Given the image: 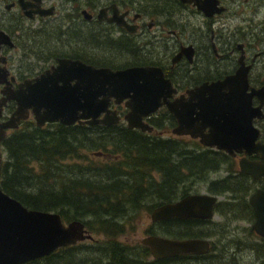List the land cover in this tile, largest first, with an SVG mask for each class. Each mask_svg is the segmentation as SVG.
<instances>
[{"label": "flooded vegetation", "instance_id": "af4514ba", "mask_svg": "<svg viewBox=\"0 0 264 264\" xmlns=\"http://www.w3.org/2000/svg\"><path fill=\"white\" fill-rule=\"evenodd\" d=\"M126 54L133 56L134 61L118 63L115 59ZM59 59L79 60L96 68L113 70L133 66L158 67L174 89L170 100L186 97L188 90L223 80L235 75L240 68H247L246 92L250 93L251 89L264 87V0H0V153L5 159L3 144L6 139L23 132L27 124L38 127L30 112L27 119L17 120V99L24 96V84L27 81L33 83L42 73L57 66ZM250 103L252 108L260 107L252 125L259 132L256 142L264 143V95L262 99L253 95ZM110 107L121 118L114 125H126L123 116L127 109L123 103H111ZM161 110L171 115L173 126L158 132V136L187 139L193 143L190 147L194 151H207L224 159L206 177L186 178L181 190L191 189L174 200L201 194L193 188L205 179L207 193L202 194L217 196L214 212L218 211V205L221 213L224 207L234 206L237 209L234 219L245 213L252 229L255 215L249 197L258 189L264 191V175L254 179L240 172L239 161L246 158L264 164V158L236 151L232 155L203 146L199 139L174 135L172 129L176 121L165 108L144 120L148 122ZM57 124L60 123L45 122L38 128L46 130ZM214 174L219 177L213 178ZM222 179L243 185L239 191H208V184ZM230 212L234 216L233 210ZM166 219L170 221L167 232L177 225L187 229L189 225L199 226L211 220ZM161 220L165 219L153 222ZM177 221L182 223H175ZM191 232L198 233L196 229ZM168 234L166 237L207 238L210 244L212 242L208 236L198 234L180 237ZM252 235L264 239L253 229ZM98 244L93 237L60 247L56 249L58 258L54 264H63V261L64 264H81L80 261L91 258L74 254L85 250L99 252ZM149 257L152 258L151 254Z\"/></svg>", "mask_w": 264, "mask_h": 264}, {"label": "water", "instance_id": "95a60500", "mask_svg": "<svg viewBox=\"0 0 264 264\" xmlns=\"http://www.w3.org/2000/svg\"><path fill=\"white\" fill-rule=\"evenodd\" d=\"M247 68L214 83H204L188 90L187 96L170 100L174 89L164 73L154 66H133L126 69L96 68L79 60L59 59L58 65L24 84V96L18 98L17 120L32 114L36 125L59 122L109 126L117 124L120 116L110 108L111 103H123V116L128 129L150 133L153 128L144 121L162 107L170 112L176 126L172 133L199 139L201 145L264 158V143L256 142L258 130L252 120L260 107L252 108L253 95L262 99L264 87L247 93ZM2 136H0L1 138ZM2 154L0 153V171ZM240 172L254 179L264 175V164L241 158ZM217 196L191 194L155 206L151 221L166 218L214 217ZM255 219L251 228L264 237V191L249 197ZM92 238L84 223H65L57 211L28 208L0 188V264H21L50 254L55 249ZM141 243L148 246L154 258L209 251L206 238H170L146 235Z\"/></svg>", "mask_w": 264, "mask_h": 264}, {"label": "trees", "instance_id": "16d2710c", "mask_svg": "<svg viewBox=\"0 0 264 264\" xmlns=\"http://www.w3.org/2000/svg\"><path fill=\"white\" fill-rule=\"evenodd\" d=\"M148 123L156 133L120 124H57L46 130L27 124L23 132L4 141L6 159L1 168L0 188L28 208L57 211L64 221H82L91 235L104 233L105 239H97L98 245L103 243L98 253L108 264H244L239 260L241 251L254 255L252 264H264L262 238L244 245L223 239L211 242L205 254L166 258H150L146 245L119 242L117 236L123 231L126 215L137 213L144 206L151 211L176 199L186 192L181 190L186 178L206 177L224 161L207 151H194L190 147L193 143L187 144L184 139L158 136V132L173 126L172 117L165 110ZM93 153L100 157L89 158ZM202 182L206 183L205 179ZM242 185L222 179L207 186L208 191L221 193L239 191ZM219 208L218 205L217 212ZM224 208V215L232 216L233 210L236 216V207ZM158 223L167 232L169 219ZM177 226L167 233L174 237L207 236L202 231L192 234L195 225L187 229ZM248 231L252 235V229ZM57 258L55 251L42 260L54 264Z\"/></svg>", "mask_w": 264, "mask_h": 264}, {"label": "rangeland", "instance_id": "374dc122", "mask_svg": "<svg viewBox=\"0 0 264 264\" xmlns=\"http://www.w3.org/2000/svg\"><path fill=\"white\" fill-rule=\"evenodd\" d=\"M142 58V57H141ZM144 58V57H143ZM118 63L121 62H133L134 57L129 56V54H126L125 56L115 58ZM170 130V129H169ZM184 142L187 144L190 142L187 139H184ZM96 157L99 158V154H90L89 158L91 157ZM5 160V158H4ZM213 178L219 177L218 174H214L212 176ZM198 191L199 193H207L206 189V183H199L197 184L193 190ZM149 205V204H148ZM139 212L137 213H132L129 215L125 216V223L123 224V231L118 233V240L122 242V244H128L129 246H133L135 244H139L140 240L147 234H150L151 231L154 233H157L158 235H163V236H169L168 233L163 231L162 226L163 224L159 223H154L151 221L150 218V210L147 209L146 206L138 209ZM223 216V217H221ZM241 218L239 219H234L236 216H231V215H224L223 212L221 213L220 211L215 213L214 217L207 222L206 224L196 226L195 229L198 231H202L204 233H207L208 238L212 242H217L219 240H233V242H238L240 245H244V243L249 242L250 240L256 239L255 235H251L248 231L250 227V222L247 218V216L244 214H241ZM209 223V224H208ZM215 223H220L221 226H218ZM201 227V228H200ZM214 230H216V233H214ZM224 231V233H222ZM222 233V234H221ZM93 237L102 241L105 239V234L100 233V234H94ZM98 246H102L98 245ZM85 250V249H83ZM74 255L76 256H82L84 258H91L87 261H80L81 264H87L90 262V264H108L107 259L105 257L99 256L98 251L93 252V250H85L83 253H75ZM88 256V257H85ZM103 258V259H101ZM80 260V258H77ZM254 255L251 254L250 251H241L239 255V260L243 262L244 264H252L254 261ZM69 259L67 258L66 261ZM65 262L63 261V264ZM33 264H46L45 260H40L39 262L33 263Z\"/></svg>", "mask_w": 264, "mask_h": 264}]
</instances>
